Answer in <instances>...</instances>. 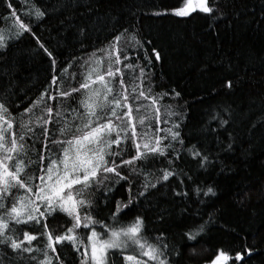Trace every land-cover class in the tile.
Returning <instances> with one entry per match:
<instances>
[{"label":"trees","instance_id":"16d2710c","mask_svg":"<svg viewBox=\"0 0 264 264\" xmlns=\"http://www.w3.org/2000/svg\"><path fill=\"white\" fill-rule=\"evenodd\" d=\"M185 3L186 0H0V30L5 36V47L0 49V103L8 109L6 118L13 123V129L5 135L10 145L11 133L19 136L25 131L21 123L32 120L34 131L26 137L28 151L24 159L37 163H30L23 176L39 183L38 161L45 152V140L43 128L35 127V120L43 113L40 107L32 114L25 109L41 93L47 99L57 87L64 92L79 88L88 70L87 65L81 67L84 61L94 52L97 58L105 57L100 50L124 33L115 51L122 61L120 67L129 62L144 66L151 61L145 68L151 77V95L167 93L160 100L161 112L170 105L177 113L161 115V120L168 119L169 123L161 122L159 127L179 124L177 131L183 144L173 141L176 151L169 149L167 158H156L147 165V170L156 176L162 177V169H174L177 175L161 181L144 196L138 195L143 190V177L132 175L128 181H121L107 205L102 188L93 197L97 205L94 218L110 224L109 214L115 211L116 201L127 203L129 199L130 183L135 204L125 209L124 221L140 216L144 234L153 241L162 237L169 245L171 264H211L221 252L229 257L225 264H264V0H207L211 13L197 9L186 17L174 15V10ZM33 5L44 12L41 19H36L34 12L28 15ZM13 11L15 17L11 16ZM17 19L30 27L19 37L14 35L18 25L13 27ZM129 34H135L143 47L130 45ZM65 68L68 72L62 74ZM107 68L108 60L102 59L101 70L106 72ZM53 75L58 77V85H52ZM139 75L138 68L124 69L122 78L129 92L141 83ZM120 79L116 77L114 81L117 90ZM148 86V81L142 85L145 90ZM82 93L83 90L47 103L62 106L64 119L71 120ZM131 106L140 108L134 112L136 120L147 117L144 128L137 125V130L155 133L156 110L151 101L136 102L133 96ZM222 120L227 121L223 126ZM59 127L55 122L48 125L49 145L51 140L61 138ZM126 143L123 159L135 155L131 141ZM193 146L208 158L206 166L201 167L200 158H193L189 151ZM53 151L59 154L60 149ZM128 173L129 169H122V174ZM156 176L150 179L155 182ZM209 188L215 195H204ZM23 194V190H13L7 206L11 207L16 195ZM19 227L38 237L33 247L44 248L47 240L40 236L42 226ZM49 227L55 235H62L72 227V221L60 213L55 220L49 218ZM189 230L199 232L194 242L187 239ZM23 231L18 233L21 240ZM77 232L84 234L87 243L90 230L81 228ZM56 248L57 252L50 255L59 260L54 259L53 264H81L83 247L74 250L65 242ZM237 254L242 259L237 260ZM32 255L43 259L39 253ZM23 257L17 258V253L0 245V264H33L28 253ZM110 259L114 264H124L118 252Z\"/></svg>","mask_w":264,"mask_h":264},{"label":"snow or ice","instance_id":"6c2138e0","mask_svg":"<svg viewBox=\"0 0 264 264\" xmlns=\"http://www.w3.org/2000/svg\"><path fill=\"white\" fill-rule=\"evenodd\" d=\"M8 7L11 8L12 5L9 3ZM197 9L206 14L213 11L207 6V0H196V3H193V0H186V3L174 10L173 14L186 17ZM32 12L35 13L36 19L44 16V12L34 5L28 15ZM15 15L13 11L11 16L15 17ZM16 25H18V30L14 32V35L17 37L23 32L30 31V27L21 23L19 19L15 21L13 27ZM123 37L124 33H121L115 37V41L108 48L100 50L106 53L105 57L97 58L94 52L84 61L81 67L87 65L88 70L79 88L64 92L57 87L53 90L54 94L47 95V99L45 93H41L32 106L25 109L26 113L32 114L33 109L40 107L43 113L35 120V127L43 128L45 140V152L40 155L38 161L40 165L39 183H33L32 177L25 179L23 176L30 163H37L36 161L26 162L24 159L28 151L25 143L26 137L34 131L32 120L21 123L20 127L25 131L19 136L15 132L11 133L9 145L5 133L13 129V123L6 118L8 109L0 103V245L17 253L19 259H23V254L28 253L29 260L33 264H53V260L58 261L59 257H54L50 253L55 254L56 245L67 242L74 250H79L81 247L85 249L81 264H114L110 257L116 252L122 255L124 264H171L168 255L169 245L162 237H157L153 241L146 236L143 232L144 222L140 216L137 215L130 221H124V217L127 216L125 209H130L135 204L131 196L130 183L129 199L127 203L122 200L116 201L115 211H110L109 214L110 224L94 218L93 209L97 205L93 197L102 188L107 205L121 181H128L132 175L143 177L141 184L143 190L139 192V196H144L149 189H155L161 181H168L170 177L177 175L174 169H162L160 170L163 172L162 177L156 176L154 172L147 170V165L156 158H167L169 149L176 151L172 144L173 141L183 144V141L179 140L177 131L179 124L172 123L168 128L159 127L161 122L165 125L169 123L168 119L161 120V115L174 116L177 113L170 105L164 109L163 113L161 112L160 100L167 93L160 94L159 97L151 95V77L145 71L151 61L148 60V64L144 66L129 62L124 63L123 68L120 67L122 61L119 55H115V51L118 49V42ZM4 41L3 30H0V49L5 47ZM127 42L138 48L143 47L135 34H129ZM153 52L156 59L160 60L159 53L155 49ZM48 55L51 58V53ZM102 59L108 60L106 72L101 70ZM145 59L148 58L145 57ZM124 60L128 61L129 57L124 55ZM52 63L55 68L54 58ZM137 68L140 73L137 79L141 83L134 85L129 92L122 78L124 69L135 71ZM67 72L68 68H65L62 74ZM116 77L121 78L120 90L115 87ZM145 81L149 84L147 90L142 87ZM52 85H58L56 75L52 77ZM228 87H231L230 82ZM138 88L140 90L137 92ZM81 90H83L82 98L78 109L72 110L75 114L71 120L64 119L62 106L47 103V101L56 100L57 97H71L72 93H80ZM176 95L178 96L179 93ZM133 96L136 102L143 99L151 101L156 110L155 133L150 130H137V125L144 128L147 117L141 116L136 120L134 112H139L140 108L133 109L131 106ZM61 121H63L62 124ZM54 122L60 124L59 136L61 138L51 140V145H49L48 125ZM225 123L227 121L222 120L221 126ZM5 124L6 128L3 126ZM161 132L164 135H160ZM129 140L135 148V155L129 159H123L127 151L126 142ZM165 141L168 143L165 144ZM55 148L60 149L59 154L53 151ZM189 151L194 159L200 158L201 167L206 166L208 158L202 157L201 153L195 150V146ZM168 163L171 165L172 161L169 160ZM125 168L129 169L128 175L122 174V169ZM153 176H156L155 182L150 179ZM13 190H23L24 194L16 195L11 207H8L6 201L13 195ZM175 194L182 195L180 192ZM209 194L215 195L212 188L204 193V195ZM85 209L88 211L85 212ZM60 213L71 219L72 227L67 228L62 235H55V230L49 227V218L55 220ZM22 225L43 227L40 236L47 240L43 249L32 246V242L38 237L31 235L28 231H23L19 227ZM81 228L90 230V234H87V243L84 242V234L77 232ZM98 228L102 231L97 230ZM20 231H23L22 240L18 235ZM200 231H203L202 225ZM198 235L199 232L191 230L186 233L189 242H194ZM192 252H195L194 248ZM33 253H39L43 259L32 255ZM228 259L229 257L221 252L212 264H225ZM236 259L240 260L242 257L237 254Z\"/></svg>","mask_w":264,"mask_h":264},{"label":"rangeland","instance_id":"374dc122","mask_svg":"<svg viewBox=\"0 0 264 264\" xmlns=\"http://www.w3.org/2000/svg\"><path fill=\"white\" fill-rule=\"evenodd\" d=\"M193 3H196V0H193ZM89 256H90V248L88 249ZM119 253V252H118ZM147 259V258H146ZM212 264V263H211Z\"/></svg>","mask_w":264,"mask_h":264}]
</instances>
